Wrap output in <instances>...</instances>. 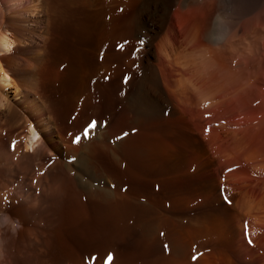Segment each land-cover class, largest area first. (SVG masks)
I'll return each mask as SVG.
<instances>
[{"label":"bare ground","instance_id":"obj_1","mask_svg":"<svg viewBox=\"0 0 264 264\" xmlns=\"http://www.w3.org/2000/svg\"><path fill=\"white\" fill-rule=\"evenodd\" d=\"M0 34L13 264H264V0H0Z\"/></svg>","mask_w":264,"mask_h":264},{"label":"clouds","instance_id":"obj_2","mask_svg":"<svg viewBox=\"0 0 264 264\" xmlns=\"http://www.w3.org/2000/svg\"><path fill=\"white\" fill-rule=\"evenodd\" d=\"M10 220V217H6ZM13 230H9L7 227H0V264H13L12 261V242L17 235V231L22 228L20 224H13Z\"/></svg>","mask_w":264,"mask_h":264},{"label":"snow or ice","instance_id":"obj_3","mask_svg":"<svg viewBox=\"0 0 264 264\" xmlns=\"http://www.w3.org/2000/svg\"><path fill=\"white\" fill-rule=\"evenodd\" d=\"M139 43H140V45H141V47H142L143 44H144V41L141 40ZM11 47H12V45H11V43L8 41L7 37L4 36L3 34H0V49H4V50H9V51H10V50H11ZM120 47L123 48L124 45L121 44ZM138 50H139V49H138ZM0 54H2V52H0ZM124 82L127 83V78L125 79ZM96 128H97V122H96V121H92V122L89 124L88 128H86V129L84 130V132H83V137H81V136H76V137L74 138V140H73V143L78 145V144L81 143L82 139H86V138H87V139H90V138H91V137H90V131L95 130ZM124 135H127V133H125ZM37 138H38V137H37ZM12 150H13V151L16 150V149H15V145L12 146ZM231 170H232V169H229V171H231ZM113 187H114V186H113ZM224 199H225L227 202L230 203V201H228V197H227V196H225ZM4 222H5V223L8 222L6 217L4 218ZM162 235H163V234H162ZM248 243L251 244L252 241L249 240ZM167 249H168V246L165 245V250L167 251ZM112 260H113V257H112V256H109V257H108V264H112Z\"/></svg>","mask_w":264,"mask_h":264},{"label":"rangeland","instance_id":"obj_4","mask_svg":"<svg viewBox=\"0 0 264 264\" xmlns=\"http://www.w3.org/2000/svg\"><path fill=\"white\" fill-rule=\"evenodd\" d=\"M233 170V172H235V169H232ZM237 170V169H236ZM237 173V172H236Z\"/></svg>","mask_w":264,"mask_h":264}]
</instances>
